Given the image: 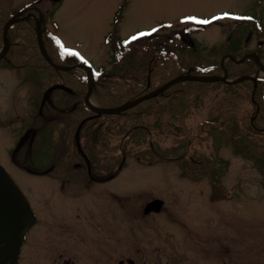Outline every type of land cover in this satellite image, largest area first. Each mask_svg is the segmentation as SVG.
<instances>
[{
  "label": "rangeland",
  "instance_id": "374dc122",
  "mask_svg": "<svg viewBox=\"0 0 264 264\" xmlns=\"http://www.w3.org/2000/svg\"><path fill=\"white\" fill-rule=\"evenodd\" d=\"M33 1L12 0L11 6L16 13ZM38 1L33 8L37 9L41 20L45 19L40 23V33L45 29L53 32L61 45L73 50L95 70H103L107 82L143 83L147 73L164 58L184 68L217 65L229 52V41L237 38L241 46L235 55L255 52L264 64V0ZM123 3L126 5L116 23L113 14ZM42 9L54 10L53 16L46 17ZM230 13H252L256 19L233 20ZM206 17L218 21L203 29L188 27ZM147 31H151L149 35L165 39L167 55L156 54L148 42L140 46L135 43L118 64L110 62L114 50L110 42L105 41L110 35L124 38ZM175 32L178 38L173 37ZM17 40H20L16 41L19 47L26 46L25 39ZM15 51L11 57L17 55ZM31 57L34 60L29 63L31 66L20 69L0 63V118L8 125L0 127V164L41 210L42 217V214L47 216L48 205L55 202L63 205L73 199L78 203L92 196L87 192L89 195L69 197L67 185L62 191L58 189L66 180L57 182L50 176L25 174L6 156V147L8 150L12 145V137L6 136V129L16 127L19 118L24 120L25 126L32 124L38 94L57 78L40 61L38 50L31 51ZM37 65L41 67L35 68ZM74 72L78 77H88L83 68ZM75 87L83 98L86 89L76 80ZM197 97L199 99L189 104L184 116H179L177 99L170 98L163 103L143 104L122 115L96 118L81 132V145L95 153L99 163L96 165L122 166L119 175L102 186V264H117L120 259L126 264L127 258L135 264H142L144 258L146 264H264V142L246 137L251 109L248 93L239 87L229 90L220 85L208 86ZM88 101L93 106L100 105L95 94ZM49 117L46 123L38 119L40 121L34 124L41 134L48 124L44 135L34 137L36 151L46 148L42 140L49 136L61 160L58 166H71L78 161L72 139L79 116L52 113ZM180 117H184L183 125L189 128V133L177 131ZM211 119L216 126L206 128L192 139L196 127ZM219 122L223 123L227 135L218 127ZM233 133L240 137L234 138ZM183 140L190 143L183 146L180 143ZM28 155L31 152L26 151L16 161L31 165L27 162ZM112 186L118 192H113L114 196L108 191ZM213 194L215 199L210 200ZM154 198L163 200L162 209L144 217V203ZM118 201L123 211L116 209ZM63 208L65 206L60 207L61 211ZM117 213L121 235L127 234L125 227H133L136 240L144 234L147 236L145 244L142 240L135 244L139 253H132L131 242L121 239L117 255H112L111 224ZM46 225L42 222L38 226V246H34L30 254L25 247L24 262L57 263L58 253L47 250L51 247L45 241L59 240V237L41 239L45 237ZM71 241L74 243L75 239ZM56 246L66 247V244ZM87 248L79 245L72 253L74 264H99V253ZM47 255L50 259H45Z\"/></svg>",
  "mask_w": 264,
  "mask_h": 264
},
{
  "label": "flooded vegetation",
  "instance_id": "af4514ba",
  "mask_svg": "<svg viewBox=\"0 0 264 264\" xmlns=\"http://www.w3.org/2000/svg\"><path fill=\"white\" fill-rule=\"evenodd\" d=\"M44 95V91L39 96L38 100L35 102V113L32 114V124L29 126H25L24 120L19 118V124L14 128H5L6 136L12 137V145L7 150L6 147V156L9 159V162L23 171L25 174L33 175L37 177L42 176H50L52 180L59 181V180H66L67 183L59 184L58 189L62 191L64 186L69 188L70 190L69 197H81L83 195H89L87 192H90L92 196L90 200H78V203H74L73 199H69V203H65L60 205L58 203H53V205H48L49 210L46 214H42L41 217V210L35 207L33 200L28 199L29 205L34 213L35 221L34 224L27 230L25 239L20 247L18 261L17 264H28L24 262L23 254L25 247H28V254L31 253V249L34 246H38L39 236H37L38 228L40 227L41 223H46L47 228L43 231L45 237H40L41 239L46 238H54L56 239L59 237V240H46L45 242L50 246V249L53 252L55 251L57 254V263L56 264H74V260L72 261V253L76 252L79 248L85 246L90 249L91 252H98L99 257V264H102L103 258V251L100 249L101 242L103 240V211H102V196H104V189L102 188L103 185L106 183L112 182L118 175L120 166L119 164H114L108 167H102L95 158V153H87L83 152L85 156L77 154L78 161L74 162L71 166H65L62 168L61 160L57 158L55 151V143L53 138H49V136L42 140L43 146H47L41 151H36L38 147L34 146L35 135H42L41 130L37 131L34 127L36 122L42 120L44 123L50 121L49 117L52 113H55L57 106L63 105V109L66 111H71L75 105L72 102V99L77 101V93H59L56 95H46L44 101L42 102V97ZM33 101V100H32ZM42 102V103H41ZM71 104V105H70ZM40 119V120H38ZM5 121L0 118V127H8L4 123ZM4 123L3 125H1ZM42 129L43 133L46 132V126ZM2 129V128H1ZM26 133V138L20 147L16 148V145L21 136ZM7 136V137H8ZM48 143V144H47ZM26 151L31 152V155H28L27 162L29 164H19L16 161V156H24V152ZM35 151V152H34ZM25 162V159L23 160ZM52 175V176H51ZM74 187V188H73ZM113 189L108 190L111 193L117 192L116 189L112 186ZM23 191V190H22ZM118 193V192H117ZM114 196V193H113ZM113 200V198H111ZM116 202V200H114ZM149 201V200H148ZM146 201L142 208L143 216H150L152 213H145L144 208L145 205L148 203ZM74 204V205H73ZM117 210H121V205L116 203ZM65 206L63 211H61L60 207ZM123 208L125 206H122ZM119 213H117V217L112 223L111 229V249L112 255H117L118 248L120 244V240H128L131 242V251L132 253H139L140 250L135 249L136 242L142 240L143 244L146 242V235L144 234L142 237H139L136 240L135 234H133V227L132 229L126 228L127 234L121 235L120 229V221H119ZM39 226V227H38ZM108 235H106L107 237ZM75 239L74 243L71 241ZM62 245L66 244V247L56 246V244ZM73 243V244H72ZM79 244V245H78ZM53 247V248H52ZM44 249V248H43ZM62 249V250H61ZM144 251V250H142ZM52 253V252H51ZM53 254V253H52ZM145 255V252H143ZM70 259L68 258V256ZM35 255L33 256V258ZM50 255H47L45 259H50ZM97 258V257H96ZM30 259V258H29ZM34 259H37L36 257ZM171 260V259H169ZM97 263V262H94ZM117 264H124V261L120 259ZM126 264H135L134 260L130 258L126 259ZM142 264H146V258H144Z\"/></svg>",
  "mask_w": 264,
  "mask_h": 264
},
{
  "label": "trees",
  "instance_id": "16d2710c",
  "mask_svg": "<svg viewBox=\"0 0 264 264\" xmlns=\"http://www.w3.org/2000/svg\"><path fill=\"white\" fill-rule=\"evenodd\" d=\"M11 5H12V0H0V47L2 45V38H1L2 27L12 13ZM42 10L44 12V15H46V17L53 15V11L46 12V10L44 9ZM120 10L117 12V14L119 15H120ZM17 38H22V40L25 39L24 41H26V46L19 47V44L16 41H20V40H17ZM157 38H158L157 36H154V37H151L150 39H146L141 42L139 41L140 42L139 46L146 41L151 45L152 49L155 50L156 54L160 52L163 54L166 52V49H167L165 41H163L160 37L158 38V40ZM9 39H10V49L8 50L6 56L11 57L15 49L16 50L15 52L17 53V55L15 57H11L12 63L14 62L18 65L29 64V61H32L31 51L38 50L35 35H34L32 20L29 19L25 21H20L18 24L13 25L9 31ZM106 40L110 42L111 46H113V49H115L114 50L115 62H118V58L121 59L124 55H126L129 47L135 44V43H129L126 45V47H123V45H121V41L118 38V36H115L114 34L110 35ZM116 41L118 44H116ZM240 43L241 42L238 38L230 40L229 43L227 44L228 51L234 53L241 46ZM44 45L49 55L52 58H54L56 61L62 64L70 65L77 61L74 55H72L70 52L68 53V51H64L62 47H60L58 44H55L54 40H52V38L50 37L46 38ZM114 45L116 46V48L114 47ZM118 46L120 48L116 50ZM167 54L168 53H166V55ZM27 58L29 60H27ZM225 67L228 73V77L230 78L236 75H239V74H253L257 70V66L250 59H246L245 61L241 63H234L232 61H227L225 64ZM187 69L193 74H202V73L219 74L221 73V69L219 68L218 65L211 66V67H204V68L191 66ZM187 69L183 68L178 63H176L174 60H171L170 58H164L163 62H160V64L155 66L153 69H151L147 73L146 80L143 83H139V84L132 83V84L127 85L122 80L117 81V82L115 81L107 82L106 80L102 81V80H99L97 77H94L95 86L93 87L92 95L93 94L96 95V97L98 98V102L100 106L102 107L118 106L127 100L134 99L142 95L143 93L160 86L164 82L168 81L169 79L175 77L176 75L182 73L183 71ZM64 79L67 82H70L72 86H74L75 80L78 78H76V76L72 74L71 72H68L67 74L64 75ZM76 81L78 85L83 86L82 88L84 90L86 89L85 83L83 81H82L83 83H81L78 80ZM105 84L109 86L105 87L104 86ZM220 85L224 86L226 89H229V90L239 87L243 89L244 91H247L248 93L247 98L250 103L251 109L249 111L250 114L248 115V124L246 126V133L248 137L253 138L254 140L259 141V142H264V93H263L264 81L263 79L257 80L255 88L253 87V82L250 80H245L235 85H228V84H223L220 82L211 83V84H204V83H197V82H180L168 88L166 91L163 92L162 95L154 99L141 102L140 104H138L132 109H135L143 104H150L154 102L163 103V102H166L170 98H176L177 103H178L179 116H184L183 114L187 112L189 104L199 99V97H197L199 95V92L203 91L208 86L214 87V86H220ZM106 88H109V89H106ZM253 90H254V97H253L254 101L251 100V92ZM194 95L195 97H197L196 99L195 98L192 99ZM80 96H81V91H80ZM255 105L258 106V113L254 116L252 123H250L249 120L255 114V109H256ZM91 114L92 112H90V110L86 108L83 105V103H80L75 113V115L79 116L77 123H79V121L83 117L91 115ZM212 121H215V120L206 121V122L201 123L199 126H197L195 133L191 135L192 139L197 138L198 134H201L202 132H204L206 128H208L209 130L214 128L213 126H216V125ZM183 122H184V117H180L178 120V131L179 132H181L180 125L183 126ZM77 123H75V126ZM89 123L90 122L85 123L82 130H86L87 128H89L88 127L90 125ZM218 127H220L223 133H225L226 129L224 130V127L222 124H218ZM187 133H189V130L187 131ZM184 134H186V132H184ZM225 135H227V133H225ZM234 135L236 134L233 133L231 136H234ZM180 143L183 146H186L188 143H190V141L183 140Z\"/></svg>",
  "mask_w": 264,
  "mask_h": 264
},
{
  "label": "water",
  "instance_id": "95a60500",
  "mask_svg": "<svg viewBox=\"0 0 264 264\" xmlns=\"http://www.w3.org/2000/svg\"><path fill=\"white\" fill-rule=\"evenodd\" d=\"M14 18L9 19L3 28V50L0 52V58H2L7 49H8V42H7V28L14 23ZM36 26L38 28V22H36ZM36 28L37 32V42L40 49V52L44 59L54 68L57 70H69L68 67H60L55 64H53L50 59L48 58L44 47L40 40V33L38 29ZM230 59L233 60L232 57L229 56ZM245 58H252L254 62L264 71V66H262L259 63V60L255 54H247L245 55L240 61L244 60ZM244 79H251L254 80V77L250 76H241L237 78L236 80L229 82L226 80V72L224 71L222 76H204V75H191L189 73H185L182 75H179L159 88L149 92L148 94H145L141 97H138L134 100L125 102L124 104L110 109H99L91 106L88 103V96L91 91V85L90 83L87 93L85 95V103L89 106V108L97 115L102 114H112V113H120L121 111L127 110L138 103L156 97L162 91H164L166 88L171 86L174 83L180 82V81H197V82H225V83H234L239 82ZM65 89L64 86L61 85H54L49 90L52 89ZM78 131V130H77ZM76 131V134H77ZM24 138H21L20 143H22ZM19 143V145H20ZM161 205L160 201H153L149 204V207H153L155 210L159 208ZM33 215L32 212L29 209L28 203L20 190L17 188V186L14 184L12 179L9 177V175L6 173V171L0 166V264H15L17 260V255L19 251V247L21 242L23 241L24 235L26 233V230L28 227L33 223Z\"/></svg>",
  "mask_w": 264,
  "mask_h": 264
},
{
  "label": "snow or ice",
  "instance_id": "6c2138e0",
  "mask_svg": "<svg viewBox=\"0 0 264 264\" xmlns=\"http://www.w3.org/2000/svg\"><path fill=\"white\" fill-rule=\"evenodd\" d=\"M194 19V18H193Z\"/></svg>",
  "mask_w": 264,
  "mask_h": 264
}]
</instances>
